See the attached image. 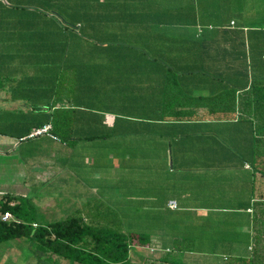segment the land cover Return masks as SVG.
Wrapping results in <instances>:
<instances>
[{"label":"crops","instance_id":"obj_1","mask_svg":"<svg viewBox=\"0 0 264 264\" xmlns=\"http://www.w3.org/2000/svg\"><path fill=\"white\" fill-rule=\"evenodd\" d=\"M0 109V197L42 224L146 232L133 264L252 253L264 0L0 1Z\"/></svg>","mask_w":264,"mask_h":264},{"label":"trees","instance_id":"obj_2","mask_svg":"<svg viewBox=\"0 0 264 264\" xmlns=\"http://www.w3.org/2000/svg\"><path fill=\"white\" fill-rule=\"evenodd\" d=\"M65 28L70 29V26L65 25ZM255 171L264 178V168H256ZM11 199L7 195L0 197L1 215L10 213L13 218L3 221L0 217V244L27 240L39 253L38 264H48L47 260L41 262L43 254H52L74 264H133L129 250L149 247L148 233L125 229L123 223L116 221L103 224L72 217L38 224L33 214L26 211L24 201L10 205ZM258 205L262 208L259 214L263 217H255V247L248 257L235 258L229 264H264V203Z\"/></svg>","mask_w":264,"mask_h":264},{"label":"rangeland","instance_id":"obj_3","mask_svg":"<svg viewBox=\"0 0 264 264\" xmlns=\"http://www.w3.org/2000/svg\"><path fill=\"white\" fill-rule=\"evenodd\" d=\"M52 12V10H50ZM5 113L4 109H0V115ZM4 117L0 118V131H6V123ZM35 221L38 224L45 223V217L42 215L36 214L33 216ZM58 220L49 219L47 222H54ZM106 223V222H105ZM103 223V224H105ZM24 239H17L5 243L0 244V264H32L37 261V252L35 253L33 245L31 243H25ZM25 244H30V248L28 249ZM241 249V245H237L230 250L224 253L212 254V253H203V254H195L192 253L187 257H184L182 260V264H229L228 262L234 260V257L237 255H243V253L235 254L236 249ZM142 251V256L144 259V264H158L153 260L152 254H150L147 249L140 250ZM144 252H147L144 253ZM150 256V257H149ZM52 259L50 260V264L52 263ZM57 264V263H56Z\"/></svg>","mask_w":264,"mask_h":264},{"label":"built area","instance_id":"obj_4","mask_svg":"<svg viewBox=\"0 0 264 264\" xmlns=\"http://www.w3.org/2000/svg\"><path fill=\"white\" fill-rule=\"evenodd\" d=\"M0 1H4V0H0ZM47 127L46 126H44V127H42V128H39V129H37V130H35L34 132H33V134L32 135H40V134H43V133H47ZM169 205L171 206V207H174L175 206V204H174V202H169ZM13 218H12V216H11V214L10 213H4L2 216H1V220H3V221H8V220H12Z\"/></svg>","mask_w":264,"mask_h":264}]
</instances>
